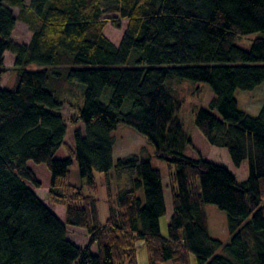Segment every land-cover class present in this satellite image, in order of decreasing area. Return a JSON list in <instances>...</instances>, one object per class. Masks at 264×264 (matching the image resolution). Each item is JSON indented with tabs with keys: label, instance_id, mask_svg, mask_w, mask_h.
<instances>
[{
	"label": "trees",
	"instance_id": "16d2710c",
	"mask_svg": "<svg viewBox=\"0 0 264 264\" xmlns=\"http://www.w3.org/2000/svg\"><path fill=\"white\" fill-rule=\"evenodd\" d=\"M122 20L115 44L104 30ZM18 21L31 31L28 42L13 38ZM252 33L262 35L249 49L236 43ZM7 52L17 74L12 88L3 85ZM178 79L210 85L214 98L196 126L228 149L237 168L248 163L247 179L186 154L192 138L172 85ZM262 83L264 0H0V264H138L141 242L150 264H191L192 254L199 264H264V104L252 116L237 99L238 90ZM127 100L132 109L123 112ZM65 104L82 124L74 147L66 142ZM122 123L176 167L167 236L161 171L143 154L114 160L113 132ZM61 148L67 157L57 156ZM29 161L49 169V199L66 207L65 221L37 194L41 181ZM74 161L87 190L70 182ZM96 172L108 186L105 220ZM112 173L128 175L130 187L113 195ZM207 204L227 213L228 243L210 235ZM69 226L85 229L89 242L71 240Z\"/></svg>",
	"mask_w": 264,
	"mask_h": 264
},
{
	"label": "rangeland",
	"instance_id": "374dc122",
	"mask_svg": "<svg viewBox=\"0 0 264 264\" xmlns=\"http://www.w3.org/2000/svg\"><path fill=\"white\" fill-rule=\"evenodd\" d=\"M18 12V9H15ZM127 24L126 20L121 21V27L116 28L110 23L105 27L106 36L118 44L121 40L124 28ZM261 33H252L243 37H239L236 43L249 49L254 40L261 36ZM31 37V31L28 26L18 21L14 31L13 38L21 43L28 42ZM13 54L7 52L5 58V65L9 69L3 77V85L7 88H12L17 80L16 71L13 69ZM31 69H39L40 67L36 64L30 66ZM7 83V84H6ZM176 89L177 94L183 99V106L180 112V117L185 123V130L192 138V145L186 150L188 156L195 158L203 157L209 161L224 165L228 167L234 174H236L239 180L247 179L249 175L248 163L244 162L241 167L237 168L231 159L227 148L217 147L211 145L203 134L196 126L195 119L198 111L201 108H209L211 100L214 98V92L209 84L205 82H197L189 79L175 80L172 84ZM82 87V86H81ZM82 93V89H81ZM112 93L111 89H106L103 95V100L108 101ZM81 95V94H80ZM77 97V91L75 94H68V98L75 101ZM237 99L239 107L252 116H257L264 104V83L257 86L254 90H238ZM83 100V98H82ZM132 109L131 101L127 100L123 107V112H128ZM64 117L67 120L68 132L66 136V142L69 146L74 147L73 132L75 129L82 127L80 122L73 123L72 119L76 118V114L73 109L65 104L61 110ZM116 138V143L113 149V156L115 162L120 158H125L133 154H143L144 157L150 158L152 166L161 171L163 176L164 190H165V201L167 206V213L160 219L161 233L164 236L168 234V223L173 214V203L170 192V180L171 173L176 170V167L169 165L166 161L160 159L156 155L155 146L149 142L148 138L135 130L133 127L127 124H120L118 128L113 132ZM57 156L60 158L67 157V153L64 148H61ZM28 165L36 173L37 177L41 181V187L35 188L37 194L45 200V202L55 211L63 221L66 220V207L57 203H53L49 199V189L51 185V173L44 164H36L29 161ZM71 175L70 182L80 187L86 186V181L81 177L79 166L76 161L70 167ZM96 180L98 182V188L94 191V195L99 198L100 217L105 220L108 212V186L104 181V174L96 172ZM130 187V179L126 174L112 173L110 179V188L112 194L115 195L118 191L125 190ZM206 211L209 219V231L210 235L214 238L220 239L223 243H228L231 239V234L228 227V216L227 213L221 210L215 204H207ZM69 238L79 244L85 246L89 242V235L85 229L79 227L69 226ZM93 249L97 252V245H93ZM219 254H225L224 249L218 251ZM138 264H150L149 253L146 245L141 242L138 250ZM159 264H182L175 263L173 261L159 263ZM191 264H199L194 254L191 255Z\"/></svg>",
	"mask_w": 264,
	"mask_h": 264
},
{
	"label": "crops",
	"instance_id": "0c3cea01",
	"mask_svg": "<svg viewBox=\"0 0 264 264\" xmlns=\"http://www.w3.org/2000/svg\"><path fill=\"white\" fill-rule=\"evenodd\" d=\"M7 84V83H6ZM7 87V86H6Z\"/></svg>",
	"mask_w": 264,
	"mask_h": 264
}]
</instances>
